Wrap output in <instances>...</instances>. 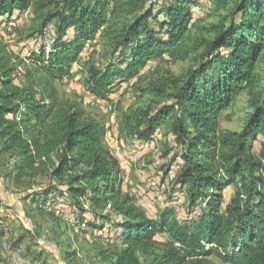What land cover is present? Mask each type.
Returning a JSON list of instances; mask_svg holds the SVG:
<instances>
[{"label":"trees","instance_id":"16d2710c","mask_svg":"<svg viewBox=\"0 0 264 264\" xmlns=\"http://www.w3.org/2000/svg\"><path fill=\"white\" fill-rule=\"evenodd\" d=\"M213 1L227 14L205 38L203 29L190 31L189 6L197 0H169L159 9L150 0H0V18L31 11L39 20L30 38L44 37L54 23L49 45L28 58L34 73L27 71L23 87L13 83L16 57L0 38L1 150L18 159L17 182L47 179L24 202L39 211L56 206L75 227L84 225L83 234L104 239L110 264H264V0ZM100 37L113 47L112 63L84 71L87 91L100 99L115 84L140 80L154 59L174 65L200 52L184 77L166 72L148 85L153 96L173 103L137 108L124 119L125 134L139 145L166 125L182 147L176 187L195 214L188 222L172 211L147 218L122 192L102 125L59 96L55 84L72 79L85 47ZM241 94L249 110L243 128L224 131L219 118ZM229 188L234 194L226 202ZM108 206L123 220L103 215ZM159 234L165 243H157ZM26 240H35L28 231L13 248Z\"/></svg>","mask_w":264,"mask_h":264},{"label":"rangeland","instance_id":"374dc122","mask_svg":"<svg viewBox=\"0 0 264 264\" xmlns=\"http://www.w3.org/2000/svg\"><path fill=\"white\" fill-rule=\"evenodd\" d=\"M150 2L157 4L156 9H159L169 0ZM189 10L192 18L191 33L198 35V29H203L202 35L205 38L210 37L208 29L218 25L227 14V11L219 9L213 0H197L189 6ZM156 17L161 20L163 15ZM39 23L31 11L22 15L14 14L9 20L0 18V38L7 43L16 57L17 67L12 78L17 87L26 84L27 71L34 73V68L28 60L30 55L36 53L42 45L46 48L54 38V23L47 27L44 37L30 38V35L38 30ZM153 23L151 21V24ZM112 50L113 47L103 37L87 45L79 62L72 68V79L55 84L59 96L79 106L85 116L102 125L105 133L103 146L117 161L122 192L132 198L133 203L147 218L155 219L164 211H172L180 223L188 222L195 218V214H188L185 191L176 187V178L183 167L179 157L182 147L176 144L166 125L156 131L151 141L139 145L135 138L125 134L124 119L137 108L173 103L171 99L163 100L153 96L147 89L148 85L165 76L166 72L176 78L184 77L187 71L195 68L200 52L174 65L166 62L167 57L164 61L154 59L141 71L140 80L115 84L106 97L100 99L87 91L84 71L90 66L103 70L112 63ZM262 70L264 79V64ZM246 101L247 96L241 94L231 108L220 116L222 130H242L249 113ZM259 147V143H255L253 152L256 156L259 154ZM1 149L0 143V264L112 263L113 251L105 240L83 234L73 224V218L63 215L61 209L55 206L56 208L39 211L24 202L23 197L35 188L36 184H44L47 179L26 177L17 182L15 175L18 159L14 154L4 153ZM224 194L228 202L234 191L229 188ZM108 209L109 206L102 214H109L114 222L123 220ZM25 231L34 237V242L26 240L18 248H13L14 241ZM56 240L59 241L58 244H54ZM156 241L165 243L166 236L159 234ZM27 247H30V250L26 254ZM161 249L157 247V251ZM37 253L41 257L34 262L32 257Z\"/></svg>","mask_w":264,"mask_h":264},{"label":"crops","instance_id":"0c3cea01","mask_svg":"<svg viewBox=\"0 0 264 264\" xmlns=\"http://www.w3.org/2000/svg\"><path fill=\"white\" fill-rule=\"evenodd\" d=\"M75 231H76V230H75ZM85 237H87V236L85 235ZM56 239H58V238H56ZM33 242H34V241H33ZM58 242H59V241L56 240V241L54 242V244H58ZM104 262H105V261H104Z\"/></svg>","mask_w":264,"mask_h":264},{"label":"built area","instance_id":"2783aa9c","mask_svg":"<svg viewBox=\"0 0 264 264\" xmlns=\"http://www.w3.org/2000/svg\"><path fill=\"white\" fill-rule=\"evenodd\" d=\"M83 228H84V225H81V227H80L79 229H81V230H82ZM79 229H78V230H79Z\"/></svg>","mask_w":264,"mask_h":264}]
</instances>
